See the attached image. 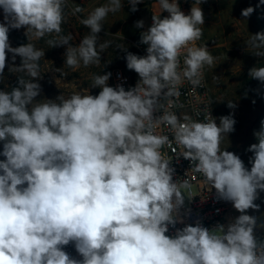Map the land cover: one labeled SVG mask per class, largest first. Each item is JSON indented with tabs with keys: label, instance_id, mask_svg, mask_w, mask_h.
Masks as SVG:
<instances>
[{
	"label": "clouds",
	"instance_id": "obj_1",
	"mask_svg": "<svg viewBox=\"0 0 264 264\" xmlns=\"http://www.w3.org/2000/svg\"><path fill=\"white\" fill-rule=\"evenodd\" d=\"M142 2L128 0L130 10ZM65 7L66 0H0L5 21L0 79L9 53L8 71L31 78L18 76L11 91L0 90V156L5 158L0 160V264H264V239L255 234L258 218L247 214L259 210L255 201L264 192V119L254 132L258 142L246 150L253 154L248 169L240 156L220 146L235 131L232 114L217 123L211 111L203 121L171 111L180 86L187 81L194 92L202 86L205 66L214 65L207 45L196 43L203 35L201 7L185 14L179 0H156L152 23L140 33L146 55L118 47L126 51L127 69L139 76L134 87L109 86L108 72L92 77L98 95L88 90L34 103L42 92L38 62L45 52L32 43L12 47L10 29L23 27L36 39L55 33L47 43L67 46L64 63L70 68L99 65L110 44L97 45L103 21L122 3L108 0L82 19L90 34L77 46L69 43L71 33L61 35ZM254 10L247 7L241 15L248 18ZM82 11L77 6L73 14ZM164 12L168 15L161 18ZM135 27L143 29L144 21ZM245 43L253 55L264 57V32ZM248 75L264 84V67H252ZM161 125L171 139L157 131ZM173 141L177 156L189 160L210 191L215 189L216 199L230 202L239 215L211 228L197 222L166 234L170 225L182 223V189L190 187L187 179L173 180L172 158L162 151ZM70 243L82 259L63 250Z\"/></svg>",
	"mask_w": 264,
	"mask_h": 264
},
{
	"label": "rangeland",
	"instance_id": "obj_2",
	"mask_svg": "<svg viewBox=\"0 0 264 264\" xmlns=\"http://www.w3.org/2000/svg\"><path fill=\"white\" fill-rule=\"evenodd\" d=\"M186 6V14L192 6H200L204 14V25H200L203 31L202 46L207 45L209 53L215 58L212 67L205 66L206 83L211 95L214 116L219 123V117L232 114L236 120L235 131L225 136L221 142V148L240 156L245 167L250 169L249 157L253 154L246 151L247 148L257 143L254 132L259 130L260 122L264 119V84L249 77L252 67H264V57L252 54L247 49L246 41L251 35L264 32V4L260 0H203L196 5L194 0H183ZM108 0H66L65 21L62 24L61 35L71 33L73 40L69 43L77 46L84 36L90 34V29L81 20L87 18L96 7L107 3ZM122 8L109 13L103 21V29L98 35L97 45L110 42L109 47L101 54L99 65L81 66L77 69L70 68L64 61V53L67 46L50 48L47 41L56 38V34L45 35L36 39L25 35L26 29H10L9 42L12 47L32 43L37 49H42L45 56L39 60L40 78L37 82L41 85V95L36 102H44L47 98L54 99L62 94L65 98L73 92L98 95L99 88H91L92 77L110 72L113 68H120L131 73L126 67V51L133 54H146L138 46L140 33L146 30L152 23L153 5L156 0H143L137 5L138 10L132 12L128 0H121ZM259 5V6H258ZM80 6L84 11L73 14V9ZM253 7L254 12L244 18L241 15L243 9ZM144 21V28H136L135 22ZM4 13L0 10V23H4ZM11 53L6 60V68L3 79H0V90L11 91L16 86L17 77L23 76L31 79L25 73H10L8 64L11 63ZM21 58L17 57L15 65L19 66ZM59 69V70H57ZM217 77L218 79H215ZM110 85V79L108 81ZM228 101L236 104L234 109L227 106ZM254 101V102H253ZM2 151V142H0ZM2 159H5L1 156ZM185 195L183 207H186L188 198L186 189H182ZM259 210L249 209L247 214L256 216L257 228L255 234L258 239H264V228L259 227L264 223V192L259 193L255 201ZM239 213L232 207L230 219Z\"/></svg>",
	"mask_w": 264,
	"mask_h": 264
},
{
	"label": "built area",
	"instance_id": "obj_3",
	"mask_svg": "<svg viewBox=\"0 0 264 264\" xmlns=\"http://www.w3.org/2000/svg\"><path fill=\"white\" fill-rule=\"evenodd\" d=\"M179 5L181 10L186 14L185 2L179 0ZM167 15V12L162 13L161 18ZM202 39L201 37V39L196 42L197 46H202ZM144 55L146 54H141V56ZM181 67H183L182 57ZM110 73V85L115 87L121 84L126 90L130 87H134L139 79L135 71L128 73L120 68H113ZM180 92L181 95L176 100L177 106L173 107L171 111L175 112L178 116L187 114L191 116L193 120L197 121H203L207 113L211 111V115L215 118L211 95L206 83L205 72L202 86L197 87L193 92L191 90V85L185 81L183 85L180 86ZM162 103L166 102L162 101ZM161 114L162 112H155L154 116H159ZM157 131L161 134L169 135L170 139L172 138L166 125H161ZM173 149H176V151L173 152ZM162 151L172 158L171 167L174 169L173 180L183 181L187 179L190 184L189 188H185L188 203L186 207H182L179 211V220H182V223L178 222L175 227L170 225L169 232L166 234L172 235L177 228H183L185 225H195L197 222L209 228L218 224H226L230 219L232 204L216 199L215 189L213 188L210 191V185L204 182V178L201 174L192 170L190 161L184 159L182 156H177L180 149L174 141L171 147L162 149ZM63 250L70 258L77 260L82 259L77 253L73 243L64 246Z\"/></svg>",
	"mask_w": 264,
	"mask_h": 264
},
{
	"label": "trees",
	"instance_id": "obj_4",
	"mask_svg": "<svg viewBox=\"0 0 264 264\" xmlns=\"http://www.w3.org/2000/svg\"><path fill=\"white\" fill-rule=\"evenodd\" d=\"M0 10H2V9H0ZM3 11V10H2ZM139 40H140V38L138 39V46L143 50V51H146V45H143V44H140L139 43ZM136 55H139V56H141L140 54H136ZM2 159V157L0 156V160Z\"/></svg>",
	"mask_w": 264,
	"mask_h": 264
},
{
	"label": "crops",
	"instance_id": "obj_5",
	"mask_svg": "<svg viewBox=\"0 0 264 264\" xmlns=\"http://www.w3.org/2000/svg\"><path fill=\"white\" fill-rule=\"evenodd\" d=\"M154 9V8H153Z\"/></svg>",
	"mask_w": 264,
	"mask_h": 264
}]
</instances>
